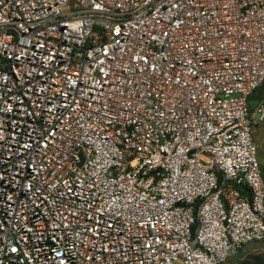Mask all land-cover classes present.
I'll use <instances>...</instances> for the list:
<instances>
[{
  "label": "built area",
  "instance_id": "1",
  "mask_svg": "<svg viewBox=\"0 0 264 264\" xmlns=\"http://www.w3.org/2000/svg\"><path fill=\"white\" fill-rule=\"evenodd\" d=\"M264 0H0V264H227L264 241Z\"/></svg>",
  "mask_w": 264,
  "mask_h": 264
},
{
  "label": "rangeland",
  "instance_id": "2",
  "mask_svg": "<svg viewBox=\"0 0 264 264\" xmlns=\"http://www.w3.org/2000/svg\"><path fill=\"white\" fill-rule=\"evenodd\" d=\"M264 100V85L253 93L251 106L254 107L258 101ZM254 141L258 147V161L262 172H264V121L258 122L253 129ZM261 258L264 260V241L247 245L242 250L233 254L227 261V264H239L244 261Z\"/></svg>",
  "mask_w": 264,
  "mask_h": 264
},
{
  "label": "trees",
  "instance_id": "3",
  "mask_svg": "<svg viewBox=\"0 0 264 264\" xmlns=\"http://www.w3.org/2000/svg\"><path fill=\"white\" fill-rule=\"evenodd\" d=\"M253 94L250 96L249 98V108H251V98H252ZM263 173V180H264V172ZM239 264H264V260H262L261 258H255L253 260H249V261H244L241 262Z\"/></svg>",
  "mask_w": 264,
  "mask_h": 264
}]
</instances>
